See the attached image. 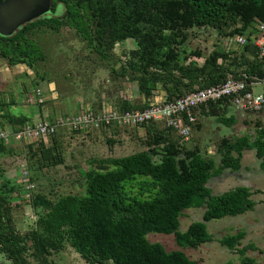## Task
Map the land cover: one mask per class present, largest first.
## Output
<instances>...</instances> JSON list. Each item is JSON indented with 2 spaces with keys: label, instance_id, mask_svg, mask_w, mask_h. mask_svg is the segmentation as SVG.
Wrapping results in <instances>:
<instances>
[{
  "label": "trees",
  "instance_id": "trees-1",
  "mask_svg": "<svg viewBox=\"0 0 264 264\" xmlns=\"http://www.w3.org/2000/svg\"><path fill=\"white\" fill-rule=\"evenodd\" d=\"M230 16L242 25L224 34L226 38L246 35L248 42L240 54L246 57V67L230 69L231 62H225L229 52L220 50L211 52L202 65L191 60L204 55L184 48L187 31L208 25L218 28ZM261 20L264 0H53L52 14L43 15L11 36L0 34V49L10 63L33 66L42 52L26 35L38 28H75L81 36L96 41V50L107 57L106 48L133 39L138 47L130 52L127 66L113 70L122 76L128 69L140 71L134 80L145 102L132 107L136 109L150 105L158 88L166 91L169 99H176L184 96L178 92L184 85L194 86L191 91L200 88L195 86L199 79L207 82L203 87H208L224 82L230 75L249 82L263 78L264 59L255 45L257 28L251 29L255 21L257 24ZM231 106L229 99L210 102L198 110V118L203 110L221 123L234 125L236 116H228ZM9 121L15 125L14 131L34 122L24 115L9 117ZM162 122L147 123V149L124 156L89 158L82 171V193H59L50 198L32 189L26 199L33 210L30 220L15 216L13 194L19 188L2 173L0 260L9 264H58L54 255L70 245L88 264H203L183 250H169L149 240L147 235L174 233L179 245L199 248L214 240L206 222L254 210L258 204L254 195L262 192L260 188L237 185L213 194L209 182L225 169L240 170L246 150L256 151L264 170V124H258L252 137L245 134L238 139L222 138L218 163L214 157L204 155L199 145H187L176 129L166 125L167 129H159L157 125ZM197 124L198 120L193 130ZM3 143L7 144L0 141V152ZM191 207H205L203 220L194 221L182 232L181 217ZM245 237L242 230L219 241L236 249L242 264H258L247 253L259 247L254 242L242 245Z\"/></svg>",
  "mask_w": 264,
  "mask_h": 264
},
{
  "label": "rangeland",
  "instance_id": "rangeland-1",
  "mask_svg": "<svg viewBox=\"0 0 264 264\" xmlns=\"http://www.w3.org/2000/svg\"><path fill=\"white\" fill-rule=\"evenodd\" d=\"M224 22L218 28L208 25L188 30V41L184 48L202 51L203 57L191 58L199 65L214 50L227 51L229 55L225 62H231L229 68L242 70L247 65L243 62L245 55L240 56L243 49L235 45L228 50L224 34L240 27L242 22L231 16ZM255 26L256 21L251 29ZM91 32L95 35L93 27ZM26 39L37 44L39 53L42 52V57L39 54L40 59L33 66L22 62L10 63L9 57L4 56L0 49V129L14 130L15 125L9 121V117L13 116H28L30 122L34 121L33 117L55 120L59 116L77 113L85 107L99 110L106 103L127 106L123 109L127 110L145 102L134 80L140 74L138 69H128L126 76L115 73L122 66H127L130 52L138 47L135 40L130 39L125 44L121 41L106 49L104 47L110 55L107 57L96 50V41L91 42L69 26L59 30L38 28L28 33ZM189 81L185 79L186 83ZM204 85L207 82L203 79L195 84L196 87ZM193 87L184 85L178 92L185 95ZM39 89L42 95L38 94ZM255 91L264 92V88L258 85ZM30 98L33 100L29 101ZM232 115L236 116L237 121L228 126L219 122L212 113L200 110L198 124L187 145H199L204 155L214 157L220 163L218 148L222 138L238 139L245 134L252 137L256 134L258 124H264V107L256 113H244L231 106L228 116ZM165 125L162 122L157 126L163 130L167 129ZM149 129L148 124L87 131L63 128L58 135L49 139L3 143V151L0 152V185L3 173L19 188L13 194L15 216L30 220L28 217L33 210L26 199L32 190L28 189V183L35 185L36 193H44L50 198L59 193H82V171L87 168L89 158L124 156L147 149ZM260 162L255 150H246L240 170L225 169L210 180L213 194H221L237 185L262 190L254 195L258 202L254 210L206 222L214 237L213 241L192 248L179 245L174 233L150 232L147 238L163 244L169 250H183L203 264H242L239 252L223 246L219 240L243 230L246 237L242 245L254 242L259 247V250H249L247 255L255 258L258 264H264V252L261 251L264 249V170ZM26 176L30 182L25 181ZM204 212L205 207L187 208L181 217L179 230L183 232L194 221L203 220ZM54 259L58 264H88L70 245L55 254ZM0 262L9 264L7 261Z\"/></svg>",
  "mask_w": 264,
  "mask_h": 264
},
{
  "label": "built area",
  "instance_id": "built-area-1",
  "mask_svg": "<svg viewBox=\"0 0 264 264\" xmlns=\"http://www.w3.org/2000/svg\"><path fill=\"white\" fill-rule=\"evenodd\" d=\"M256 28L255 45L259 56L264 59V21L257 22ZM247 42L246 35L242 34L229 36L226 40L228 50L235 45L243 47ZM219 62H222V59ZM258 85L264 88V77L249 82L246 78L230 75L224 82L197 88L176 99H169L166 91L158 88L154 92V101L147 107L122 110L118 106L106 103L100 110L85 107L77 113L60 116L55 120L37 119L19 131L0 129V141L32 142L56 136L63 128L72 131L111 127L131 128L144 126L151 121L165 122L168 127L177 130L183 141H188L198 120V110L208 106L210 102L229 99L241 112L260 111L264 106V92L255 91ZM40 91L39 89L38 94L42 95ZM43 100L42 98L41 101ZM25 181L29 182L27 176ZM27 187L32 190L35 185L28 183Z\"/></svg>",
  "mask_w": 264,
  "mask_h": 264
},
{
  "label": "water",
  "instance_id": "water-1",
  "mask_svg": "<svg viewBox=\"0 0 264 264\" xmlns=\"http://www.w3.org/2000/svg\"><path fill=\"white\" fill-rule=\"evenodd\" d=\"M53 0H0V34L11 36L52 10Z\"/></svg>",
  "mask_w": 264,
  "mask_h": 264
},
{
  "label": "crops",
  "instance_id": "crops-1",
  "mask_svg": "<svg viewBox=\"0 0 264 264\" xmlns=\"http://www.w3.org/2000/svg\"><path fill=\"white\" fill-rule=\"evenodd\" d=\"M129 40H130V39H127V40H124V41H122V42H123V44H125V43H127ZM68 115H69V114H68ZM32 116H33V115H32ZM59 117H60V116H59ZM36 118H37V117H36ZM36 118L33 117L34 121L38 119V118H37V119H36Z\"/></svg>",
  "mask_w": 264,
  "mask_h": 264
},
{
  "label": "flooded vegetation",
  "instance_id": "flooded-vegetation-1",
  "mask_svg": "<svg viewBox=\"0 0 264 264\" xmlns=\"http://www.w3.org/2000/svg\"><path fill=\"white\" fill-rule=\"evenodd\" d=\"M52 13H53V6H52V10L49 13H47V14H52Z\"/></svg>",
  "mask_w": 264,
  "mask_h": 264
}]
</instances>
